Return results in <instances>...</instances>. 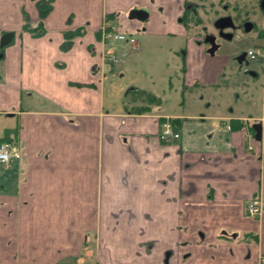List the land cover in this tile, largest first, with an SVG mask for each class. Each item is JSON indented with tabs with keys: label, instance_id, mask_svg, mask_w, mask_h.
I'll list each match as a JSON object with an SVG mask.
<instances>
[{
	"label": "crops",
	"instance_id": "0c3cea01",
	"mask_svg": "<svg viewBox=\"0 0 264 264\" xmlns=\"http://www.w3.org/2000/svg\"><path fill=\"white\" fill-rule=\"evenodd\" d=\"M38 1L0 0V38L13 33L0 46V113L21 152L7 165L15 179L0 182V264L82 263L88 233L96 264H260L264 133L255 140L251 125L264 124V43H255L262 84L251 115L204 107L203 97L198 112H183L185 103L167 107L137 86L143 95L129 102L125 84L111 87L106 74L108 54L128 45L104 40L102 25L182 34L186 0H50L44 16ZM135 7L148 11L145 21L128 18ZM185 44L208 57L202 42ZM183 60V84L202 88L229 62L194 57L192 73ZM165 119L177 138L160 139ZM253 197L263 205L256 216L246 212Z\"/></svg>",
	"mask_w": 264,
	"mask_h": 264
},
{
	"label": "rangeland",
	"instance_id": "374dc122",
	"mask_svg": "<svg viewBox=\"0 0 264 264\" xmlns=\"http://www.w3.org/2000/svg\"><path fill=\"white\" fill-rule=\"evenodd\" d=\"M179 24H183L184 33L182 34L168 31L169 34L165 36H143L142 31L133 30V37L138 43L137 47H130L126 43L125 46L128 45V47H124L125 49L123 51L120 50V53L116 47L114 48L115 55L119 58L121 57V60L108 66L106 74L110 86L116 87L119 82L123 85L125 84L119 94L129 102L131 99L138 100L142 97L143 93L138 94L136 90H130L133 88L130 86H137L134 87L137 90H145L158 95L162 105L167 107H176V110H178L180 108L178 105L181 106L180 103H185L184 109H182L183 112H186L187 109L192 112H198L202 103L201 98L203 97L204 101L208 99L211 103L208 104L205 101L204 107L208 105L212 107V105L216 106L217 104L223 106L231 105L237 112L247 115L254 113L257 110L256 107L259 106V89L262 84L260 78L262 60L260 56L251 60L247 66H244V70L242 68L237 70V65L230 61L224 67L222 76L218 78L217 83L219 84L203 86L202 88L198 80H196L192 85L185 81V85L181 75L182 70H179L183 59L185 63L183 68L189 67L192 73H195L200 69V62H205L209 59L213 60L215 66L220 65L221 63L217 59L222 58L225 51L218 49L211 55L205 50L206 45L202 42L200 45L205 47L204 50L208 57L204 58L199 51L198 53L197 51L192 53L186 47V40L193 38L198 43L202 34L199 33L197 27H191V25H185L181 22ZM119 43L125 42L119 41ZM122 52L124 56L121 55ZM194 57L199 60L196 68L191 64V59ZM121 65L123 66V71L119 72L118 67ZM2 66L3 62L0 59V71ZM110 67L112 68L110 69ZM111 70H113L112 73L109 72ZM255 72L259 74L256 75ZM195 78L197 79V77ZM11 124L12 119L4 113H0V137L4 135L5 130ZM5 178L13 180L15 175L10 171V168H3L2 163H0V182H4ZM88 234L87 245L83 247L84 251L87 252L85 255L86 259L83 257L84 253H80L83 258L82 263L72 260L61 264H96L95 241L90 236V233Z\"/></svg>",
	"mask_w": 264,
	"mask_h": 264
},
{
	"label": "flooded vegetation",
	"instance_id": "af4514ba",
	"mask_svg": "<svg viewBox=\"0 0 264 264\" xmlns=\"http://www.w3.org/2000/svg\"><path fill=\"white\" fill-rule=\"evenodd\" d=\"M177 22L197 27L202 34L198 42L205 43L207 52L222 49L237 70H244L250 62L246 48L264 43V0H186ZM0 163L8 168V163Z\"/></svg>",
	"mask_w": 264,
	"mask_h": 264
},
{
	"label": "built area",
	"instance_id": "2783aa9c",
	"mask_svg": "<svg viewBox=\"0 0 264 264\" xmlns=\"http://www.w3.org/2000/svg\"><path fill=\"white\" fill-rule=\"evenodd\" d=\"M101 36L104 40L109 41H120L127 43L130 47L135 46V39L131 34H128L123 31H119L113 24H110L108 22H105L104 25H102L101 29ZM260 53L259 49L257 48H249L247 50V56L250 59H254L258 54ZM108 59L110 62H117L120 58L115 55L113 52H110L108 54ZM229 128V127H227ZM173 135L174 137H177L178 134L174 133L171 129L170 123L168 121H165L163 123L162 129L160 131L159 137L161 139H165L167 136ZM20 157V148L16 141H4L0 143V162L8 163L9 161L13 159H18ZM261 201L258 198H253L249 201V203L246 206V211L249 215H257L261 212ZM261 264H264V255L260 258Z\"/></svg>",
	"mask_w": 264,
	"mask_h": 264
},
{
	"label": "water",
	"instance_id": "95a60500",
	"mask_svg": "<svg viewBox=\"0 0 264 264\" xmlns=\"http://www.w3.org/2000/svg\"><path fill=\"white\" fill-rule=\"evenodd\" d=\"M128 18L137 19L139 21H145L148 18V11L144 8H132L128 11ZM13 36L12 32L4 33L0 38V46H4L10 42ZM213 48L209 49L210 51ZM1 57V54H0ZM251 129L253 130V137L255 140H261V136L264 133V125L261 121L252 123Z\"/></svg>",
	"mask_w": 264,
	"mask_h": 264
},
{
	"label": "trees",
	"instance_id": "16d2710c",
	"mask_svg": "<svg viewBox=\"0 0 264 264\" xmlns=\"http://www.w3.org/2000/svg\"><path fill=\"white\" fill-rule=\"evenodd\" d=\"M49 1L50 0H40L37 2V5H38V10H39V13H40V16H44L49 8H50V4H49ZM24 28L27 29L28 28V25H24ZM30 28V27H29ZM79 33V30L77 31H73V32H70V33H66L65 34V41L64 43L62 44V47L63 48H66L69 46L70 42H71V39L74 35L78 34ZM34 34H37V32H35ZM15 130H11V129H6L5 132H4V135L0 137V142L2 141H9L11 140L13 137H11V133H14Z\"/></svg>",
	"mask_w": 264,
	"mask_h": 264
}]
</instances>
